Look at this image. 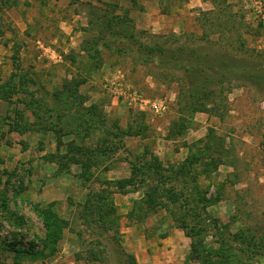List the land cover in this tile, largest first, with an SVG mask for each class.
<instances>
[{
  "label": "rangeland",
  "instance_id": "rangeland-1",
  "mask_svg": "<svg viewBox=\"0 0 264 264\" xmlns=\"http://www.w3.org/2000/svg\"><path fill=\"white\" fill-rule=\"evenodd\" d=\"M263 9L0 0V264H142L134 246L161 239L181 250L153 264H264V84L224 78L264 65ZM132 164L165 169L158 206L121 184L141 178ZM37 207L68 222L52 254Z\"/></svg>",
  "mask_w": 264,
  "mask_h": 264
},
{
  "label": "trees",
  "instance_id": "trees-1",
  "mask_svg": "<svg viewBox=\"0 0 264 264\" xmlns=\"http://www.w3.org/2000/svg\"><path fill=\"white\" fill-rule=\"evenodd\" d=\"M225 71H226V73H225L226 75L224 76V78H226L227 74H228L229 77H232L234 79H238V78L245 79V78H247V75L249 73L248 77H250L251 80H255V82H256L255 84H257L258 81H260L261 83L264 84V65H262V64H257V63L252 62L246 66L229 67L228 69H225ZM8 124L11 128L10 129L11 131H19V132L24 131V130L19 129V127H21V126H20V123L18 120H10V122ZM24 124L25 123L22 124V127L24 126ZM31 127H36V129H37V127L43 128V125L40 123H38V125H35V123H31ZM73 148L75 149V146ZM76 149L78 151H81L79 147ZM132 166L133 167L135 166V169L140 173L141 178L139 179V181H132V180L121 181V184L134 185L133 190H139V189L144 190L145 192H147L148 201H152L154 206H158L159 203L156 202V197L154 194L156 192H158L159 190H162L161 188L164 185V183L169 180L168 177L165 175H164L163 179H161V180L159 179L163 175L161 173V171L162 170L165 171V169H162L160 167H157L156 169H151L150 167L147 168L145 166H136L135 164H132ZM151 170H153L154 173L156 172V174L159 177H157V175H156L157 178L153 179L151 177L152 176ZM136 182H140L141 185L136 186L135 185ZM165 184H168V182ZM177 185H179V184L177 183ZM183 186H187V185H185L183 183ZM163 189H164V187H163ZM178 190H179V188L175 184H172V185H169L168 188L166 189V191L169 192V194L167 196L163 197V195H159V198L163 197L165 199L166 207L175 204V201L180 199V196H178V194H177ZM105 206H107L109 211H110V209H113V207H114V205L111 201L110 202L107 201L105 203ZM151 207H153V206H151ZM179 207H181V204ZM167 209H169L170 214L173 216V219L178 223V225L183 230H185V233L188 236H192L193 231L187 230L185 228V225H184L185 222L181 219V217H179L180 216V215H178L179 212L174 211L171 207H168ZM37 211L38 212L40 211V213L41 214L43 213V215H44V217L42 219L43 220V226L45 227V229L47 231L44 235V238H45V240L49 241L50 244H52L51 247L49 248V252L52 254L57 249V246H56L57 240L61 237L62 231H63L62 229L66 227L68 222H67V220L60 218V217H57L56 215L46 213L45 209H43L42 207L41 208L37 207ZM188 212H190V211L189 210L184 211L183 215L188 214ZM83 218H86V217H83ZM83 223L85 224L86 227L89 226V228H92V224L90 221L83 220ZM98 232H99L98 234L102 233V231H98ZM238 244H240V243H238ZM46 246H47V243L45 242L44 247H46ZM237 247H238L239 252L241 250H243V246L237 245ZM191 249H193L197 252L198 247H196L195 244L193 243L191 245ZM14 250L16 251V253L26 251V250H23L22 248H14ZM257 250L260 253L264 254V243L261 242L260 246H257ZM190 254H192V252H190ZM40 255H41V257H43L42 253ZM195 256H196V258H200L199 253L195 254Z\"/></svg>",
  "mask_w": 264,
  "mask_h": 264
},
{
  "label": "crops",
  "instance_id": "crops-1",
  "mask_svg": "<svg viewBox=\"0 0 264 264\" xmlns=\"http://www.w3.org/2000/svg\"><path fill=\"white\" fill-rule=\"evenodd\" d=\"M168 240L161 239L158 242H151L147 244V246L142 248V246H134V248L139 249L138 251L135 252V256L139 257L141 256V262L142 264H153L154 262L158 261V258L160 259L161 255L163 254H172L174 253V250L180 251L181 248L179 249V246L173 245L171 249H168L166 246H170V243H168ZM167 244V245H165ZM147 248H151L150 252L148 251ZM152 252V254H151ZM172 257V256H171Z\"/></svg>",
  "mask_w": 264,
  "mask_h": 264
},
{
  "label": "built area",
  "instance_id": "built-area-1",
  "mask_svg": "<svg viewBox=\"0 0 264 264\" xmlns=\"http://www.w3.org/2000/svg\"><path fill=\"white\" fill-rule=\"evenodd\" d=\"M262 19L264 21V9L263 12L261 13ZM146 103L145 101H142L139 103L140 107L142 108L143 106H145ZM149 107L152 109V111H154L155 113H162L165 112L166 109L168 108L167 106V102L166 101H161V102H152L149 104Z\"/></svg>",
  "mask_w": 264,
  "mask_h": 264
}]
</instances>
